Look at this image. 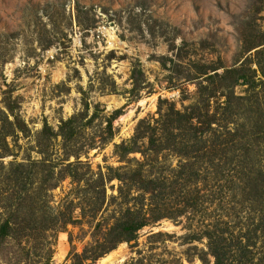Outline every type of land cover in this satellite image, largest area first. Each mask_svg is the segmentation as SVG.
Returning <instances> with one entry per match:
<instances>
[{
  "label": "rangeland",
  "instance_id": "1",
  "mask_svg": "<svg viewBox=\"0 0 264 264\" xmlns=\"http://www.w3.org/2000/svg\"><path fill=\"white\" fill-rule=\"evenodd\" d=\"M262 51L264 0H0V111L13 105L28 128L7 139L12 155L0 159V219L16 218L14 230L0 242V264H80L76 256L83 257L82 264H100L112 253L123 254L118 264H215L205 233L216 227L227 232V242L240 237L247 244L252 238L255 247L247 257L259 264L264 183L257 175L264 172V148L251 131L256 121L264 129V76L257 66ZM235 69L252 76L253 87L239 81L232 91L221 89L237 75L225 82L207 79ZM85 105L82 126L95 109L100 114L75 140L41 136L44 125L57 133ZM118 112L115 136L103 146L98 133ZM191 115L215 123L202 136L205 162H212L198 165L201 180L194 175L185 197L178 190L157 203L155 214L164 218L106 254L115 220L126 209L141 208L135 191L127 204L113 199L120 183L106 181L117 175L108 169L125 175L142 165L146 176L170 188L182 166L171 150L159 157L148 151L147 137L139 141L138 153L123 158L115 147L129 142L142 121L156 128L154 141L162 144L161 130L171 123L170 132L179 134L172 127ZM192 126L206 128L197 120ZM72 154L89 168H79L78 183L64 177L66 166L77 162ZM18 164L35 166L25 192H17L9 178L11 165ZM50 166L52 177L39 195ZM99 173L104 188L97 184ZM44 215L60 217L53 225L59 230H41ZM31 217L41 222L36 230L22 224ZM69 217L72 223L60 230ZM237 256L232 264H238Z\"/></svg>",
  "mask_w": 264,
  "mask_h": 264
},
{
  "label": "trees",
  "instance_id": "2",
  "mask_svg": "<svg viewBox=\"0 0 264 264\" xmlns=\"http://www.w3.org/2000/svg\"><path fill=\"white\" fill-rule=\"evenodd\" d=\"M256 48H259V47H256ZM257 55L260 57L259 62L257 63V66L259 68V72L264 76V51L257 52ZM241 72L242 71L236 70V69L230 70V71H227L222 77L210 76L207 79L208 81L213 82L214 80L221 78V81L225 82L231 76L237 75V78L230 85H226V83L220 84L221 89L222 90L224 89L225 91H229V90L232 91L233 87L237 85L239 81H243L245 85L252 86L253 85L252 76L249 77L246 75H241L240 74ZM254 75H255V72H254ZM136 90L137 89H135V91ZM84 107L85 109L81 113L72 117L70 120L66 122H62L57 133H53V130L50 127H48L47 125H44L41 136H43V138L46 140L57 139V138H61L65 142H72L73 140H75L78 137L80 131H82L83 127H85L86 125L88 126L93 125V123L98 119L99 114H100V111L95 109V113L92 116V118L88 120V122L84 126H82L83 121L87 119L86 117L89 111L88 106L85 105ZM5 109L7 113L5 111H0V159H3L11 154L8 148V144H7V139L9 137H13L17 133H26V132L28 133V128L25 125V123L21 121L19 117L15 114V108L13 107V105L6 104ZM172 113L171 115L178 114V113L176 114V112L175 113L172 112ZM159 114H161L160 109H159ZM119 116H121L120 112L115 113L111 118L105 121L106 123L105 128H102V130L99 131L98 133L101 137L100 138L101 145L105 146L109 144L111 140H113L115 136L113 124L118 119ZM10 117L13 118V121L9 120ZM186 117H183V121L177 122L178 125L176 127H172V128H175L174 131H180L179 134H176V132L174 133L170 132L171 128H169L168 126L171 123L167 124V126L161 130L162 131L161 134L163 138L162 136H160L161 137L160 141H162V144L159 143L158 145H156L157 141L156 142L154 141L153 137L154 135H156L155 133L156 128H152L150 125L146 126L145 121H142L140 122V124L138 125L136 129L134 137L129 142L122 143L115 147L116 151L120 153V156L123 158L127 155L138 153L139 141L147 137L146 139L149 140V143H150L149 144L150 149L148 151L154 152V154L157 157H159L162 152L166 150H171V154L175 155L177 158L180 159V163L182 166H181V170L179 171V173L174 172V171L171 172L172 176L175 175L176 173L177 175L173 177L174 180H172V184L170 188L169 186H167L165 182L160 184L159 180H155V179L150 178L149 176H146L142 170L143 168L142 165H138L137 170L130 171L129 173L125 175L124 174L120 175L118 173V170H113L112 168L108 169L109 172H115L117 173V175L116 176L108 175L107 176L108 178L106 181L112 182L114 180H117L120 183V187L118 189V197L117 199L116 198H113V199L119 200L123 202L124 204L125 203L127 204L129 201L128 200L129 194L132 191H135L138 194L139 201H141V208H139L137 211L126 209L125 213L122 214L121 217H118L115 220L113 227L110 229V231L106 235L105 244H109L106 254L108 252L115 250L116 247L120 244H123V243L129 244L135 241L136 234L139 231L149 226L150 224L163 219L164 216H156L155 214L157 206H158L156 204L157 203L159 204V202H161L164 198H167V196L168 197L171 196L173 193H175V191H178V190L181 191L178 197L179 198L185 197L186 195L185 189L189 187L188 184L191 182L192 177L196 175L201 180V176L199 175L202 174V172L198 168V165H201L200 163H203V162H204L203 165H209L212 162V161L210 162L208 161L207 163L205 162L207 158H206V154L204 153H206L205 149H206L207 142L202 139V136L204 135L206 130L211 131L212 125H214L215 123L212 120H210V118H207L205 121L200 122V118L196 119L193 117V115L187 118ZM195 120H197V124L201 126H205L206 128L202 129L200 127L198 128V127L192 126V123H194ZM161 123H162L161 121L156 122V124L159 126L161 125ZM259 124H260V121H256V124L253 125L251 136H253L254 140L258 142V145L260 147L262 145V147L264 148V129L259 127ZM144 126H146V128ZM187 127H190V129H187ZM147 135H150V136H147ZM91 144H92L91 147H94L95 144L93 143ZM262 151H263L262 153L264 154V149H262ZM142 154L146 157V153L143 152ZM70 157L71 158L74 157L77 162L73 164H68L66 166L67 174L64 177L70 178L74 182L76 181L78 183L80 182L79 175H78L79 168L84 167L87 169L88 167L79 161L80 159L79 154H72ZM208 159H213V158L209 156ZM44 165H45V162L42 163V166ZM34 167L35 166L33 164L31 166L30 165L25 166L23 164H18L17 166L11 165L12 174L9 176V178H12L14 185L19 187L17 188V192H25L24 190H27L26 188H28L31 184H33V182L31 181L33 171H30V169L31 168L33 169ZM48 169H49L48 170L49 174H47V176H49V178L46 176L43 179L44 182H43V186L39 188L40 189L39 195L44 193L43 191L46 188L45 183L50 181V176L52 177L53 168L50 166ZM204 170H208V169L205 168ZM41 171L44 172L43 169ZM257 176H258L257 178L258 181L264 183L263 168H261V173ZM86 184L88 185V183ZM97 184L100 185V188H104L105 177L102 175V173L98 174ZM194 192H197V190L195 189ZM189 194H191V191L189 192ZM146 197H148V199ZM145 198L149 202V204L147 205L149 210L147 211H144L143 209L144 207L142 203V201H144ZM17 208L18 210L20 209L19 207ZM185 209L186 208L184 207V209L180 210L179 214L184 213ZM94 215H96V211H94ZM42 217H43V222H45V224H43V227L41 230H59L58 228L59 226L54 227L53 225H58V223H60V217L51 218L45 215ZM14 219H16L14 214H8V217L5 220L0 219V242L4 240L5 238L9 237L12 230H14V227H13ZM71 219H72L71 217H69L68 219H64L63 220L64 222H62L63 226L60 228V230L62 228L63 229L66 228L70 223H72ZM22 220H23L22 224L25 225L24 229L26 230H36L34 229V226L36 224H38V226L41 225V222L38 223L36 221V217H31L28 220H25V219H22ZM55 220L57 221L56 224L54 223ZM16 226L20 227L18 223ZM15 230H17V228ZM226 233L227 232L225 230H217V227H216V230H213L211 232L207 231L205 233V237L208 240L209 254L214 258L215 264H232V259L233 257L237 256V253L242 254L240 257L237 256L238 264H252L253 263L252 257L251 258L247 257V254L251 255V248L255 247V244L253 245V247H251L249 244L250 241H253V239L250 237L247 238L246 240L247 244L245 243L244 239L242 240V238L240 237L236 238L234 241L231 240L227 242L228 240L226 239V236L224 235ZM75 261L82 264L81 262H84L85 260L83 259V257L76 256ZM258 262L259 264H264V255L262 256V258H260Z\"/></svg>",
  "mask_w": 264,
  "mask_h": 264
},
{
  "label": "bare ground",
  "instance_id": "3",
  "mask_svg": "<svg viewBox=\"0 0 264 264\" xmlns=\"http://www.w3.org/2000/svg\"><path fill=\"white\" fill-rule=\"evenodd\" d=\"M123 260V254L122 253H112L108 255L105 259H102L100 264H118Z\"/></svg>",
  "mask_w": 264,
  "mask_h": 264
}]
</instances>
